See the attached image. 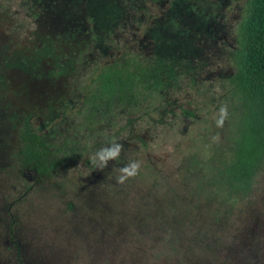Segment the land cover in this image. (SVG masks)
<instances>
[{"label": "rangeland", "instance_id": "obj_1", "mask_svg": "<svg viewBox=\"0 0 264 264\" xmlns=\"http://www.w3.org/2000/svg\"><path fill=\"white\" fill-rule=\"evenodd\" d=\"M248 1L0 0V264H264V162L231 205L194 189L240 115ZM133 59L167 88L90 101L99 67ZM25 115L51 176L18 162Z\"/></svg>", "mask_w": 264, "mask_h": 264}, {"label": "trees", "instance_id": "obj_2", "mask_svg": "<svg viewBox=\"0 0 264 264\" xmlns=\"http://www.w3.org/2000/svg\"><path fill=\"white\" fill-rule=\"evenodd\" d=\"M235 71L228 81L240 103V115L227 153L214 152L195 162L194 189L216 205L233 204L248 195L264 162V0H249L237 30ZM90 101L95 105L138 106L169 82L154 65L138 60L107 62L93 78ZM96 98V99H95ZM96 108V107H95ZM18 162L51 176L61 160L51 156L43 136L24 116L19 129Z\"/></svg>", "mask_w": 264, "mask_h": 264}]
</instances>
